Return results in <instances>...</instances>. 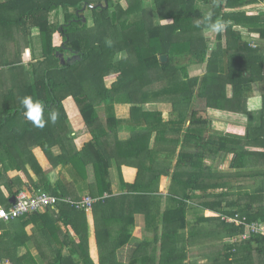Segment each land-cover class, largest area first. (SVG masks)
Here are the masks:
<instances>
[{
  "label": "trees",
  "instance_id": "16d2710c",
  "mask_svg": "<svg viewBox=\"0 0 264 264\" xmlns=\"http://www.w3.org/2000/svg\"><path fill=\"white\" fill-rule=\"evenodd\" d=\"M262 3L108 0V7L93 8L83 21L76 11L84 0H0V206L9 208L12 196L23 189L79 201L86 184L96 198L92 209L100 264H121L115 248L132 236L136 213L151 221L161 216L163 243L176 242L193 209L209 212L203 222L216 218L229 242L245 226L223 221L222 214L264 223V10L249 11ZM209 11L213 19L227 22L223 32L204 26ZM23 44L34 57L36 44L42 46L41 57L28 66L22 61ZM73 52L81 59L62 64L61 53L68 57ZM162 55L168 60L163 62ZM198 70L204 72L192 75ZM254 86L262 96L257 112L247 106ZM25 96L41 103L43 128L25 119ZM71 99L91 136L82 145L69 123L66 102ZM117 105L130 108L125 122L117 117ZM212 109L247 114L248 124L240 131L211 132ZM52 112L55 123L48 119ZM35 146L45 152L49 169L41 165ZM230 154L229 170L215 167L216 160ZM123 165L138 169L135 183L124 181ZM115 166L124 190L118 195L112 189ZM62 168L65 178L54 181L52 172ZM163 177H171L164 211ZM250 179V187L236 185ZM56 209L70 216L67 232L73 227L77 241L71 234L69 238L80 247H71L70 254L57 252L49 264H95L87 209L66 201ZM72 218L85 219L86 230L76 228ZM103 237L113 243L111 250L104 248ZM255 242L264 254V234L238 238L228 248ZM175 245L163 244L157 256L156 250L146 253L143 243L129 264H184L186 255H179Z\"/></svg>",
  "mask_w": 264,
  "mask_h": 264
},
{
  "label": "crops",
  "instance_id": "0c3cea01",
  "mask_svg": "<svg viewBox=\"0 0 264 264\" xmlns=\"http://www.w3.org/2000/svg\"><path fill=\"white\" fill-rule=\"evenodd\" d=\"M253 10L263 11L264 3L259 5L257 8L251 7L249 9V11ZM208 37H212V35ZM253 38L256 39L258 37L256 36ZM208 40L211 41L212 39L208 38ZM27 49L30 50L29 48ZM26 57H28L27 54ZM0 59H3V57H0ZM24 62L25 60H23V63ZM69 106L73 110L75 109L73 104L69 105V101L66 102V108L70 117L69 123L73 130L72 133L77 145H82L87 142L91 136L87 126L81 122L79 116L80 114H77L76 117L73 116V118L70 116ZM247 106L249 111L252 112H257L262 107V96L256 86H254L253 94L249 97ZM210 111L217 112L214 113L215 116L213 119L214 124H217L218 128L222 129L218 130L219 132L225 131L226 123L228 124L226 130H228L229 126L232 124L236 123V125H239L238 127H244L249 121V116L247 114L231 113L213 109L209 110V112ZM116 114L119 119L124 120L125 122L130 118L129 106L117 105ZM234 115L238 116L240 120L236 118L237 122L229 124L230 122L235 121L231 120L234 119L232 118ZM129 123L130 121H127L124 125ZM235 127L233 128L235 129ZM218 128L216 127L215 129L217 130ZM33 151L35 152L41 165L45 169H49L51 165L43 149L35 146L33 147ZM228 159L230 160L231 165L232 155L230 154L224 161L216 160L214 162L215 167L219 170H227L225 169L226 166H223V164H225ZM230 165L227 166V168H229ZM64 173L65 172L62 168V170L58 169L52 172L51 175L53 180L57 181L58 178H65ZM121 174L125 182L133 184L137 179L138 169L134 166L123 165ZM121 174L117 166L112 169V189L116 195L124 192L121 185ZM170 185L171 177L161 178V191H163L162 193L164 195L161 206L162 211L168 207V200L166 197L168 195ZM85 195L90 194L89 191H87L86 184H83L80 190V197ZM86 211L87 232L91 257L95 264H100L101 258L96 233L95 215L92 207ZM198 212H200V215L192 214L188 216V226L181 232V235L176 239V242L164 241V243L162 240L163 226L160 220L161 216L157 215L156 218L151 221V219H148L144 213H136L134 216L132 236L126 243L115 248L117 261L121 264L131 263L143 243L147 245L145 249L146 253L156 250L157 256H160L163 244L165 248L166 246L171 247L176 243L174 247H177V251L180 252L179 255H182L183 252L186 255L184 264H264V254L258 252L259 246L257 242L244 244L236 250L232 248L229 249L228 246L232 247L234 243L228 241L229 237H226L224 234V230H222L220 222L217 221L216 218L213 219L212 223L203 222V219L208 216L209 212L200 210ZM61 214L60 209H56L55 206L54 212L41 211L31 213L28 216L24 218L22 217L21 219L13 222H0V225L2 224V227L0 228V236H3L0 241V257L4 261L3 264H49L57 252L63 250L64 254H70L71 249H73L71 247L78 246L79 248L80 246L77 243L75 244L69 238L72 235L75 241H77L78 236L72 229L73 227H70L71 231L69 230V232H67L66 222L69 220L70 216L68 215L69 218H66V216ZM79 220L77 221L72 218V223L76 228H80L81 231L86 230L84 226L85 219L80 218ZM195 223H197V227H193ZM190 232L192 237L190 236ZM101 240L103 243H106L104 247L105 249H112L113 243L106 241L104 237L101 238ZM66 241H68V244H66ZM146 253H143L144 257L146 256ZM237 253L238 257H235L237 256ZM105 263L111 264V260H105Z\"/></svg>",
  "mask_w": 264,
  "mask_h": 264
},
{
  "label": "built area",
  "instance_id": "2783aa9c",
  "mask_svg": "<svg viewBox=\"0 0 264 264\" xmlns=\"http://www.w3.org/2000/svg\"><path fill=\"white\" fill-rule=\"evenodd\" d=\"M59 201L72 202L78 206L90 209L96 201V198H93L91 195H85L81 200L73 201L71 198L61 199L42 190L34 193L27 189H23L16 196L15 202H12L9 208L0 206V222H10L31 213L46 211L48 208L55 207ZM221 218L227 223L245 226L243 234L230 238V241L233 243L236 242L238 238L247 239L252 236V234H264L263 222L248 223L246 218H241L239 214L235 216L222 214ZM3 263L4 261L0 258V264Z\"/></svg>",
  "mask_w": 264,
  "mask_h": 264
},
{
  "label": "rangeland",
  "instance_id": "374dc122",
  "mask_svg": "<svg viewBox=\"0 0 264 264\" xmlns=\"http://www.w3.org/2000/svg\"><path fill=\"white\" fill-rule=\"evenodd\" d=\"M103 0H84V2L86 3V4H88V5H97V4H100V3H103L104 4V2H102ZM105 1V0H104ZM83 8H84V6L82 7V8H80L79 10H83ZM78 11V10H77ZM77 11H76V14L78 15V16H85L86 18H88V16H90L91 15V12L93 11V8H91V7H89L88 6V8H86V9H84L83 11H82V14H78L77 13ZM83 12H84V14H83ZM74 20H76V19H74ZM87 21V20H86ZM89 22L90 23H92V19H89ZM169 21L167 20V21H161V24H166V23H168ZM211 35V34H210ZM209 34H208V36H210ZM207 36V37H208ZM208 38H211V39H213V41H211L210 43L211 44H213L214 45V37L212 38V37H208ZM38 40V39H37ZM39 44H40V40H39V42H38ZM25 47V48H24ZM24 48V49H23ZM35 49H34V51H35V57H34V55H33V52H32V49H30V50H26V45L25 44H23V47H22V61L23 60H25V64L27 65L28 63H32L33 61H36L38 58H40L41 57V53H42V46H38V44H36V46L34 47ZM26 54H27V56L28 57H26ZM24 55V56H23ZM28 66V65H27ZM202 72H204V70H198V71H195V72H193L192 73V75H197V74H201ZM71 104H73L74 105V109L75 110H73L70 106H69V108H70V116L73 118V116H77V114H79V112H78V108L76 107V105H75V102H74V100H69V105H71ZM210 114H209V116L211 117V119H212V128H209L210 130H212L211 132H215V133H226L228 130H230V129H234L233 127H235V126H237V127H235V128H237L239 131L241 130L240 128H243V127H238L239 125H236V123L235 124H232V123H234V122H237L236 121V118L237 119H239L240 120V118L238 117V116H235L234 115V117H232V118H234V119H231V120H235V121H233V122H230L229 124H232V125H230L229 126V129L228 130H226V128H227V123L225 124L226 125V128H225V131H218V130H222L221 128H218V125L217 124H214V119H213V117L215 116L214 115V113H217V112H214V111H210L209 112ZM231 113H234V112H231ZM212 114V115H211ZM222 116H224V115H222ZM225 116H228V115H225ZM241 125V124H240ZM218 128L217 130L215 129V128ZM229 157V156H228ZM209 163H211V161H209ZM230 165V160L228 159V161H226V163L225 164H223V166H226L225 167V169H227V170H229L230 169V167L229 168H227V166H229ZM226 170V171H227ZM248 179V178H247ZM253 179H250V181H247V180H245V181H243V182H237L236 183V185H242V186H248V187H250V185H252L253 184V181H252ZM199 211V210H198ZM196 209H193V210H190V212H189V214H188V216L189 215H200V212H198ZM217 212H215V213H212V215L214 216V217H217Z\"/></svg>",
  "mask_w": 264,
  "mask_h": 264
},
{
  "label": "clouds",
  "instance_id": "9594fccd",
  "mask_svg": "<svg viewBox=\"0 0 264 264\" xmlns=\"http://www.w3.org/2000/svg\"><path fill=\"white\" fill-rule=\"evenodd\" d=\"M215 7V5H213ZM214 13L209 11L204 17V26L210 29L213 32H223L227 27V22L222 19H213ZM200 25L197 24V27ZM111 45V40L107 41ZM21 104L24 108V117L28 121H31L35 126L43 128L45 126V119L43 115V107L41 103L37 100H34L31 96H25L21 99ZM51 123H55L57 119V114L52 112L48 117Z\"/></svg>",
  "mask_w": 264,
  "mask_h": 264
},
{
  "label": "water",
  "instance_id": "95a60500",
  "mask_svg": "<svg viewBox=\"0 0 264 264\" xmlns=\"http://www.w3.org/2000/svg\"><path fill=\"white\" fill-rule=\"evenodd\" d=\"M88 6L91 7V8H97V7H103V6L108 7V0H105L104 1V4L103 3L97 4V5H88V4H85L83 10L86 9ZM83 10H78L77 13L78 14H81V12ZM80 18L83 21H86L87 20L85 16H80ZM72 54L73 55L67 57V56H65L64 54L61 53L60 59H61L62 64H66V63L72 64V63H75L77 60H80L81 59V56L77 52H73ZM161 60L163 62L167 61L168 60V56L167 55H162L161 56ZM15 200H16V196H12L11 202H15Z\"/></svg>",
  "mask_w": 264,
  "mask_h": 264
},
{
  "label": "flooded vegetation",
  "instance_id": "af4514ba",
  "mask_svg": "<svg viewBox=\"0 0 264 264\" xmlns=\"http://www.w3.org/2000/svg\"><path fill=\"white\" fill-rule=\"evenodd\" d=\"M71 55H73V54H71ZM71 55H70V56H71Z\"/></svg>",
  "mask_w": 264,
  "mask_h": 264
}]
</instances>
